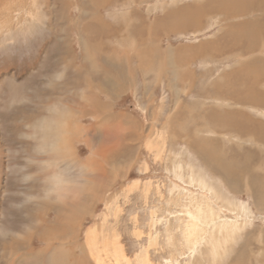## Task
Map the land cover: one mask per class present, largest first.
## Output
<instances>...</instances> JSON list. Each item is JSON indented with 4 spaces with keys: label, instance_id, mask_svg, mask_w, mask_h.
<instances>
[{
    "label": "rangeland",
    "instance_id": "obj_1",
    "mask_svg": "<svg viewBox=\"0 0 264 264\" xmlns=\"http://www.w3.org/2000/svg\"><path fill=\"white\" fill-rule=\"evenodd\" d=\"M93 1L35 0L33 5V0H0V264H26L27 252L15 246L18 254L12 256L8 245L16 244L21 235L31 234L21 213L26 203L22 200L21 185L27 183L19 177V167L26 156L19 145L26 139L22 131L27 132L19 123L25 114L20 107L21 93L24 85L31 84L30 94H25L26 101H34L31 106L35 109L43 100L44 111L49 110L45 106L53 101L46 95L49 87L53 92L56 87L64 88L60 83L64 75L61 78L56 74L61 72L57 61L65 56L66 48L75 68H84L87 79H93L88 87L104 102L109 100L114 114L122 115L124 121L132 117L135 122L134 139L116 135V129H122L123 125L106 128L109 132L105 139L99 133L94 134V128L102 126L98 115H85L78 110L86 86L69 80L65 92L77 90L76 94L60 100L58 105L68 106L71 123L67 130H70L74 155L82 160L91 157L90 152L95 148L92 139L96 145L104 141L108 148L128 145L130 149L126 158L118 157L106 166L107 170L115 166L122 173L103 185L101 195L95 194L99 197L93 199L92 212L78 219L73 255L78 257L83 247L86 253L95 247L92 252L97 251L94 257L99 256L100 260L89 254L85 255L87 259L79 256L83 264H228L231 260V264H252L262 260V245L255 251L254 242L264 237V200L258 202L246 191L247 171L244 170L248 166L255 172L264 171V146L256 149L263 161L249 159L247 164L243 154L251 152V148L244 150L248 146L244 145L241 135L223 134L214 125H217L215 114L236 111L232 116L234 123L238 119L243 124L249 118L264 126V113L248 105L239 107L214 100L212 90H216L217 96L221 90V93L245 95L260 101V91L264 89V46L253 53L247 52L246 47L255 46L252 41L259 34L264 36V20L260 21L263 1L260 0L257 12L249 7L255 6L258 0ZM231 8L243 9V13L238 12L236 16ZM25 10L29 12L27 15ZM135 34L137 38L142 36V41L147 37L149 50L144 42L139 44L133 40ZM81 41L90 47L86 53L94 66L107 64L109 60L115 62L117 58L124 74H130L131 79L121 82L122 94L105 99L104 93L97 91L96 86L117 84L119 77L112 73L114 78L108 83L98 73L93 74ZM107 53L110 57L105 58ZM255 56L259 61L251 63ZM172 65L175 69H171ZM173 70L176 80L184 71L188 72L190 83L183 86L181 78V84L174 85ZM253 73L262 82L260 87L253 86ZM178 113L179 120L175 119ZM56 122L63 130V118L58 117ZM225 123L230 121L227 119ZM245 131H242L244 135ZM211 141H218L221 151L228 152L227 157L220 151L215 154L207 149ZM199 153L204 156L213 153L211 159L216 155L224 158L222 167L232 169L230 173L238 182L234 184L227 177L221 179L218 172H211L200 160ZM62 160L61 157L52 163L47 161L52 205L64 203L59 196L66 192L67 183L71 185V176L73 183L89 182L90 186L92 178L97 177L92 166L71 169V174L66 176L65 171L56 170L57 166L53 165L61 167ZM35 173L42 175L39 170ZM70 189L65 199L69 205L74 198V189ZM190 198L200 199L201 203L208 204V209L215 210L213 217L202 226L203 235L195 242H188L184 235L193 211L192 203L188 202ZM49 216L50 220L54 218V212ZM230 222L238 224V228L230 226L228 230ZM36 234L32 233L29 239L33 251L45 245L37 240ZM63 236H51V246H61ZM248 240H252L251 245L241 252V245ZM66 241L68 245L71 243V239ZM248 249L255 253L251 254ZM39 257L40 263L34 258L28 264H47L45 255Z\"/></svg>",
    "mask_w": 264,
    "mask_h": 264
},
{
    "label": "bare ground",
    "instance_id": "obj_2",
    "mask_svg": "<svg viewBox=\"0 0 264 264\" xmlns=\"http://www.w3.org/2000/svg\"><path fill=\"white\" fill-rule=\"evenodd\" d=\"M34 2H35V0H33V3H32L33 5H35ZM25 12H26V10H25ZM28 13L29 12H26V15ZM22 21H24V20H22ZM146 42H147V39L144 43V47L147 50H149V45H148L149 42L147 44H146ZM81 45H82V47H81L82 51H84L87 60L90 62L88 64L89 69H90V67H92V69L95 67H97V69H103V66L108 64L107 63V64H103V65L100 64L98 66H94L91 62V58H89L87 56L86 52L88 51L89 48L86 46L85 41L82 42ZM65 50H66L65 56L64 55L62 56V61H61L62 64L60 62V64L62 65V67H60V70H62V73L63 72L69 73L70 76H71V74L72 75L74 74L75 76H73V77L71 76L72 77L71 81H74L75 84H83L86 86L82 90V95H81L82 100L80 102H83V103L78 102V110H79V112L82 110L85 115H87L86 113H90L88 115H92V116H93V114L98 115V119L100 120L99 123L102 124L100 129L94 128L93 133L94 134H95V132L99 133V135H102V137L105 139V137L108 136V132H109V131H105L106 128H108L111 125L114 126V128L117 125H123L122 129H116V131L118 132V134H116V135L122 136V137H124V139L126 137H129L130 139H132V138L134 139L135 134H134L132 128L135 127V122H134V120H132V117H128L124 121V117L122 115H116L112 112V109H111L112 104L109 103V100H107L105 102L101 99L99 100L97 92L93 91L94 89L92 90L91 87L90 88L88 87V85L91 84L90 82H92L93 79H91V80L87 79L88 73H87V71L85 72L84 68H83L84 70L82 68L81 69L75 68V66L73 65L72 55L69 53L68 48H66ZM158 53H159L158 51L155 52V54H158ZM164 67H165V65H164ZM162 69H163V66H162ZM58 70H59V68H58ZM67 70H68V72H67ZM93 74H95V73H93ZM98 75L101 77V79L105 80V77H107L109 75V73H105V72H104V74L98 73ZM126 76H127V78H124L125 80L131 79L130 74L129 75L126 74ZM99 78H97V79H99ZM124 79H122V80H124ZM69 80H70V77L67 79V81H64V83L67 86H68ZM105 81L107 82L108 80H105ZM41 83H42V80H41ZM65 84L63 85V87L67 89L68 87H66ZM31 87H32L31 84L24 85V87H23L24 90L21 93V95L23 97V101L21 102L20 107H21V109H23L25 111V114H23V116L21 117V122H19V123H21L22 128L24 126L27 129V132H26V130L22 131V134L26 137V139L24 141H22L19 145V149L26 153L24 163L22 165H20V167H19V174H20L19 177L21 178V180H23L24 183L27 180V183L21 185L22 189L20 190L22 192V195H23L22 200L26 201L24 207H21V208H23L21 213H22V215L24 213V216H25L26 222H27L26 223L27 228L29 229V231H31V234L27 235V233H26L25 235H21L18 238V241H16L17 242L16 244L11 243L10 245H8V249H9L10 254L12 256L18 254V252H17L18 249L24 250L27 252L26 257L33 256L32 259L35 258L39 262L42 261V259L39 257V255L40 256L45 255V257H46L45 260H46L47 264H83L82 261H84V260L80 259V257L87 259V257H85V255H88V254L91 255L92 257H94V255L97 254V251L92 252V250H94L95 247L90 251V250H88V248L86 246V249L88 250L87 253H86L85 248L83 247V248L79 249L80 250V255H79L80 257L73 255L72 252L74 249L75 242L77 243V240L75 239L76 235H77V232L75 230V226H77V222H78V219L80 217L86 216L87 214L92 212L91 207L93 206V203H94L93 199L98 198L101 195V192L103 190L102 189L103 185L109 184L110 180L112 178H115L116 176L121 175V173H122V171H120V172L117 171L115 166H114L115 169L110 168L109 170H107L106 166L109 167L112 163L115 162V160L118 157H121L124 159V157L127 155V152L130 149H129L128 145H126L125 147L119 146L117 148H110V146H109V148H108V147H106V146H108V144H105V142L103 140H102L103 142H101L99 145H96V142L94 141V139H92L91 144L93 143V145H95V148L92 150V152H90L91 157L87 158V160L78 159V157L76 155H74V150H73V147L71 146L72 138L69 136L70 130H67L70 123H71L70 116L68 114L69 110H68L67 104L66 105L62 104L63 106L59 107L58 104L60 101V97L59 96H53L54 94H51L54 92H51L53 90V88L50 86L49 87L50 89L46 93V95L48 96L50 94L49 97L53 101H51L49 104L45 105L49 110L44 111L43 100H42V102L39 103L40 106H38L34 109L31 106V104H33L34 101L29 100L31 103L26 101L27 95H25V94H30L31 89H32ZM96 87H98L97 91H102L103 93L106 92L107 88L112 89L108 93L115 92V93L119 94L124 90L123 83H120L118 85V87L117 86L111 87L109 85H108V87H100V85L96 86ZM35 89H37V88H35ZM83 92L85 93V95H83ZM82 111H81V113H82ZM179 114L180 113H178L175 116V119L176 118H178V120L180 119L181 116ZM47 116H49V117H47ZM58 117L63 118V122H64L63 123L64 127L62 126L63 130H61L60 128H58L59 126H57L56 121H57ZM167 118H169V117H167ZM44 121H46L47 123L45 124ZM51 124H53L54 129L51 126ZM245 130H241V131H245ZM116 131H114V134L116 133ZM232 131L233 130L231 128H229L228 130H223L222 133L223 132L232 133ZM45 134H47V136H45ZM209 144H211L210 145L211 147L206 145L207 149L209 148L210 150L214 151L215 154H217V152L220 151L223 153V155H225L227 157L228 152L227 151H221L218 141H211V142H209ZM193 147H196V146H193ZM198 149H200L199 146H198ZM207 149H206V151H207ZM46 151H50L51 154L46 153ZM231 153H232V151H230V155H231ZM199 154L201 156L200 160L210 169L211 172L212 171L216 172V173L218 172L221 175V179L225 180L227 177L228 180H230V182H232L234 184L236 182H238L237 181L238 178L235 177L232 173H230V171L232 172V169H230V171H228V168L226 169V166L222 167V161L224 158H222V157L219 158L216 155V158L211 159V156L213 153L211 155H209V153H207L208 156H204L202 153H199ZM61 157L63 159L61 167H60V165H57L56 163H53V165L57 166L56 170L60 169V171H65L66 176H69L71 174V172H70L71 169L80 168V170H82L83 168H87V167L92 166L93 170H95V173H93V175H97L98 178L93 177L92 178L93 185L90 186L89 182H87V184L84 182H82L81 184L73 183L74 177L71 176V180H70L71 185H69V183H67L65 186L66 192H64L63 194H61L59 196V199L63 200L64 203H60V205L59 204L58 205L53 204V205L57 206V207H54L49 201L47 166L50 164H48L47 161H50V163H52V161H57ZM52 158H54V159H52ZM249 159H251V158H249ZM212 160H216L217 162L215 163ZM231 161H233V160H231ZM245 161L246 160H244V162ZM211 162H213L214 164H212ZM248 163L249 162H247V164ZM37 170H39L40 173H42V175L35 173ZM220 171L224 172V175H222ZM245 171H247V172H245ZM244 172H245V175H247L245 177L246 179L244 180V184L246 185V191L249 190L251 192L252 190H254V197L253 198L256 201H258L259 199L264 200V173L262 175H260L257 172H249L248 166H246ZM176 177H178V173H176ZM70 188L74 189V191H72V193H73L72 197H74V198L70 201L71 205L68 204L69 202L65 201L66 196L69 193V190H71ZM177 188H178V186H177ZM212 188L215 189L214 187H212ZM42 190H43V192L41 193L40 191H42ZM97 193L99 194L98 197L95 196V194H97ZM39 195H41V196H39ZM72 202H73V204H72ZM183 202H184V200H183ZM188 202L192 203L191 207L193 208V211H192V214L189 216V220H191V222L185 227L186 233L184 231V235H185V237H187L188 242H191V241L195 242L197 240V238H199V236L203 235L202 234V231H203L202 226L204 225V223H207V221H209L213 217V215H214L213 213L215 210L212 211V210L208 209V204L207 203L206 204L201 203L200 199L192 200L190 198V200ZM51 211L54 212V218H52L50 220L49 214ZM230 223H229V226H227L228 222L226 223L228 230H230L232 227L238 228L237 226H239L238 224H234L235 222L231 223V225H230ZM230 226H231V228H230ZM208 227H206V228H208ZM39 228H42V229H39ZM32 233L33 234L37 233L36 234L37 240L40 241V243L45 244L44 245L45 247L43 249L39 250L41 252V253H38L39 255L36 253L37 251H33L34 248L33 249L30 248L29 239L32 236ZM224 233H225V231H224ZM58 234L64 235L63 236L64 238H62V240L64 242L61 244V246L56 248L54 246H51V244H52L51 236H55ZM67 238L71 239V243L69 245H68V243H66ZM204 238H205V236H204ZM73 240H75L74 244H73ZM19 241H20V243H18ZM244 242L245 243H243L241 245V249H240L241 252L246 251V249H247L246 247L249 246L251 241L248 240V241H244ZM15 246L18 249H16ZM106 248H107V245H104L103 249L106 250ZM192 248H194V247H192ZM120 252L122 254V248H120ZM236 254H237V252H236ZM243 254H245V253H243ZM94 258H96V257H94ZM90 259H91V257H90ZM96 259L100 260V257L97 256ZM89 262H91V261H89Z\"/></svg>",
    "mask_w": 264,
    "mask_h": 264
},
{
    "label": "crops",
    "instance_id": "obj_3",
    "mask_svg": "<svg viewBox=\"0 0 264 264\" xmlns=\"http://www.w3.org/2000/svg\"><path fill=\"white\" fill-rule=\"evenodd\" d=\"M263 1V5H262V9H264V0H261V2ZM93 2H95V0L93 1ZM261 2H260V0H258L255 4V6H253V5H250V7H249V10H251L252 11V9H253V11L254 12H257V10H259V8L261 7ZM231 10L233 11L232 13L234 14V15H236L238 12H239V14H242L243 13V9H241V10H239V9H234V8H231ZM195 11V10H194ZM238 14V15H239ZM237 16V15H236ZM262 17H263V19H262ZM262 20H264V12H263V14L261 15V19H260V21H262ZM186 25H189L187 22H186ZM249 25L250 26H252L253 24L252 23H249ZM260 30V29H259ZM258 30V31H259ZM250 35H251V31H250ZM80 36H81V34H80ZM138 36H141V34H138ZM142 37V36H141ZM137 38V35L135 34L134 35V39L133 40H135V41H137L138 40V43L140 44V42H144L145 43V41H146V39H147V37H146V39H145V41H142V38ZM81 38H83V36H81ZM250 40H251V38H250ZM81 43H82V41H81ZM252 43H256V45L254 46H252V47H249V46H247L246 47V50H248L247 52H249V53H253L254 51H256L257 49H259L261 46H264V36H262L261 34H259V36H257V39L254 41H252ZM89 49H90V47H89ZM91 50V49H90ZM93 51V50H92ZM91 52V51H90ZM154 53V51H151V54H153ZM106 57L105 58H108V57H110V54L109 53H107L106 55H105ZM62 57V56H61ZM61 57H59V59H61V61H62V58ZM93 57H95L94 55H93ZM98 58V57H97ZM61 61H57L58 62V64L60 65V67H62V62ZM251 63H253V62H256L257 63V61H259V59L255 56V57H253L251 60ZM60 62H61V64H60ZM160 62H161V60H160ZM118 66H119V68H118ZM168 67H170V66H168ZM95 69H97V67H95V68H93L92 70L94 71L93 73H102V74H104V72L105 73H109V75L107 76V77H105V80H108V83H110V80L112 79V78H114L113 76H112V73L114 74V75H117L118 77H119V79H118V83L116 84V82H115V84H112L111 85V87H114V86H117L118 87V85L123 81H126V80H122V79H124L125 77H126V74H124V72H125V70L124 71H122V69H121V63H119V60L116 58V60H115V62H112V61H110L109 60V63L107 64V65H104L103 66V69H97L96 71H95ZM121 69V70H120ZM171 69H175V67L172 65V68ZM59 71H61V72H59L58 74H56V76H59V77H61V78H63V75H64V78L60 81V83L61 84H65L64 83V81H67L66 80V78L69 76L70 77V82H71V80H72V77L73 76H75L74 74L73 75H69V73H62V70H59ZM68 71V70H67ZM146 70H143L142 72L143 73H147V72H145ZM174 72H175V70H173V73L171 74L172 75V79L173 80H171L172 81V83L175 85V84H181V78H182V81L184 82L183 83V86H186V84H189L190 83V81H189V79H190V76H189V74H188V72H186V71H184V73H183V76H181V78L180 77H178L177 78V80H176V78L173 76L174 75ZM171 73V72H170ZM255 73H253V81H252V84H254L253 86L254 87H260L261 86V84H262V82H260V80H259V77H258V75L257 74H255ZM135 81V80H134ZM48 83H49V81H47ZM51 82V81H50ZM59 83V82H58ZM48 85V84H47ZM66 85V84H65ZM67 86V85H66ZM48 88V87H47ZM221 89V88H220ZM65 90H66V88H58V87H56V89H55V91H54V93H51V94H54L53 96H59L60 97V100H63L64 98H68L69 96H74V94H76V91H72L71 93L70 92H68V93H66L65 92ZM112 89L111 88H107L106 89V92L104 93L105 95H104V97H105V99H112V98H115V97H117V96H119L120 94H122L123 92H121V93H119V94H117V93H115V92H113V93H108L109 91H111ZM187 91V90H186ZM186 91H184L185 93H186ZM213 91V99L214 100H220V101H223V102H225L226 104L228 103V104H231V105H235V106H239V107H242V106H244V105H248L251 109H253V110H257L259 113H264V89L262 90V91H260V93L262 92V94H260V96L261 97H259V100L260 101H257V98L255 99L254 97H252V98H249V97H247V96H243V97H239V96H235L234 94H232V93H229V92H222L221 93V90L219 91V93L218 94H220L219 96H217L216 95V90H212ZM51 92H53V91H51ZM108 93V94H107ZM64 94H66V96H64ZM107 95V96H106ZM50 95H48V97H49ZM259 96V95H258ZM50 98V97H49ZM254 98V99H253ZM66 99H64V100H66ZM99 99H100V97H99ZM234 113H236V111H230V112H225V113H222V114H215V117H216V119H217V125H214V127L216 128V129H219V130H221V131H223V130H228L229 128H231L233 131H232V134H235V135H238V136H240L241 135V139H242V141H243V143H244V145H247L248 146V148H245L244 150H247V149H249V148H251L250 150H251V152H247L246 154H244V158H245V160H249V158H251V160L252 159H254V161H255V158H257V163H259V162H261V161H263V158L261 159L260 158V156H259V154L258 153H256L257 152V147L259 148L260 146H264V126L263 125H261L259 122H255V121H250V119L249 118H246V123H243V124H239L238 122V119H236V120H234L236 123H234L233 122V117L232 116H234L235 114ZM238 113V112H237ZM208 122L210 123V120H211V117H210V115L208 116ZM228 119V121H230V124H226L225 122H226V120ZM212 123V122H211ZM252 128H251V127ZM246 129V131H245V135L242 133V131L241 130H245ZM234 131H237V132H234ZM231 135V134H230ZM253 137V138H252ZM247 141V142H246ZM250 141V142H249ZM252 147H254V148H252ZM255 149V150H254ZM255 152V153H254ZM253 154V155H252ZM248 156V157H247ZM256 156V157H255ZM253 157V158H252ZM247 158V159H246ZM259 166H261L260 164H259ZM246 168V167H245ZM252 170V167L250 168L249 167V172H252L251 171ZM253 172H255V171H253ZM257 173H259L260 175H262L263 173H264V171L263 170H259V171H256ZM246 176V175H245ZM251 193H252V197H254V190H252L251 191ZM263 236H264V234H263ZM253 240V239H252ZM252 240H251V242H250V244H249V246L251 245V243H252ZM259 240V239H258ZM264 240V237L261 239V241H255L254 243L257 245V246H254V248H255V251L257 250L256 248H259L261 245H262V248H263V250L262 251H264V242H262ZM45 247V246H44ZM43 247V248H44ZM43 248H40V249H43ZM250 248V247H249ZM40 249H37V254L38 253H41L39 250ZM249 250V252H251V254H253V253H255L252 249L250 250V249H248ZM245 251V250H244ZM257 253V252H256ZM243 254V253H242ZM30 257H33V256H30ZM30 257H28L27 258V262H26V264H28V262L30 261L31 263L34 261L33 259H30L29 260V258ZM262 258V260H257L256 262H252V264H264V257H261ZM15 259H17V258H15ZM29 260V261H28ZM16 262V261H15ZM17 262H18V259H17ZM231 262H232V260H231ZM231 262H229L228 264H231ZM37 263H40L39 261H37Z\"/></svg>",
    "mask_w": 264,
    "mask_h": 264
}]
</instances>
